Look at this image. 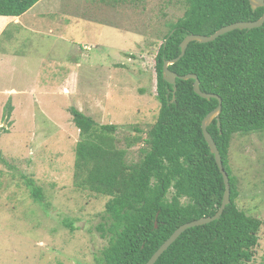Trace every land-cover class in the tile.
Segmentation results:
<instances>
[{
  "label": "rangeland",
  "instance_id": "rangeland-1",
  "mask_svg": "<svg viewBox=\"0 0 264 264\" xmlns=\"http://www.w3.org/2000/svg\"><path fill=\"white\" fill-rule=\"evenodd\" d=\"M185 10L184 0H42L23 17L24 28L12 25L2 36L0 50L29 48L34 62L15 72V83H0V154L12 167L0 163V264H98L109 238L97 226L110 197L75 185L80 132L70 110L119 126L118 147L129 163L139 161L136 139H145L161 107L155 57ZM71 59L79 61L80 83H35L47 70L63 76L54 60ZM229 158L240 209L264 220V132L235 135ZM23 176L42 189L45 204L33 200ZM259 238L247 264H264V226Z\"/></svg>",
  "mask_w": 264,
  "mask_h": 264
},
{
  "label": "trees",
  "instance_id": "trees-1",
  "mask_svg": "<svg viewBox=\"0 0 264 264\" xmlns=\"http://www.w3.org/2000/svg\"><path fill=\"white\" fill-rule=\"evenodd\" d=\"M41 1L0 0V16L21 17ZM184 4L183 17L169 26L155 57L161 107L145 139H136L142 143L139 161L129 163L127 151L118 147L119 126L100 125L77 108L70 110L80 132L75 185L110 197L97 226L109 238L98 264H147L177 229L215 216L223 202L224 178L202 130L204 119L219 101L197 95L193 79L178 78L174 94V86L163 79V68L166 61L180 56L187 36H211L235 23L257 21L264 8L254 11L249 0H184ZM169 69L179 77L196 75L202 92L218 95L223 101L222 112L208 132L230 179L231 203L219 220L184 232L156 264L250 263L264 220L240 209L239 182L229 156L235 135L264 132V25L235 30L207 44L192 42L185 56ZM13 111L9 100L4 108L6 121ZM0 163L11 167L1 154ZM23 179L33 200L45 204L36 182L26 176ZM66 225L74 231L73 222Z\"/></svg>",
  "mask_w": 264,
  "mask_h": 264
},
{
  "label": "water",
  "instance_id": "water-1",
  "mask_svg": "<svg viewBox=\"0 0 264 264\" xmlns=\"http://www.w3.org/2000/svg\"><path fill=\"white\" fill-rule=\"evenodd\" d=\"M250 5L252 7V9L254 11H256L258 8H264V0H249ZM264 25V15L257 21H249V22H239V23H235L226 27L221 28L220 30H218L215 34L211 35V36H204V35H189L187 36L183 42L181 43V54L178 58L174 59V60H170V61H166L164 64V68H163V79L164 81H166L167 83L171 84L172 86H174V94L177 91V79L180 78L183 81H188V80H195L194 83V91L197 95H199L200 97L207 99V100H211V99H217L219 101V106L213 111L211 112L203 121L202 123V130H203V134L205 137L206 142L208 143L211 153L214 154L215 159H216V163L223 175L224 178V182L226 185V190H225V194H224V198H223V202L222 205L218 211V213L213 216V217H204L202 219L187 223L183 226H181L179 229H177L174 234L160 247V249L153 255V257L150 259V261L147 264H156L157 261L160 259V257L171 247V245H173L178 238L184 233L186 232L188 229L194 228V227H198V226H203V225H207L210 224L216 220H219L226 207L231 203V185H230V179L228 176V173L226 172L224 165H223V160L220 154V151L218 150V147L214 141V139L212 138V136L210 135V133L208 132V128L209 126L213 123V121L215 119H217L219 117V115L222 112V104L223 101L222 99L215 94H209V93H205L202 92L200 89V80L196 75H186V76H182L179 77L176 73L172 72L169 67L171 65L176 64L177 62H179L186 54L187 49L189 47V45L192 42H199L201 44H207L210 42H214L216 39H218L220 36H223L229 32L235 31V30H253V29H257V28H261ZM174 100H175V95H174ZM6 125V123H5ZM218 126H221L220 121H218ZM158 227V225L156 224V228Z\"/></svg>",
  "mask_w": 264,
  "mask_h": 264
},
{
  "label": "crops",
  "instance_id": "crops-1",
  "mask_svg": "<svg viewBox=\"0 0 264 264\" xmlns=\"http://www.w3.org/2000/svg\"><path fill=\"white\" fill-rule=\"evenodd\" d=\"M27 13H29V11ZM26 14H24L21 17L0 16V41H1L2 36L8 31V29L12 25H18V30L20 28H24L23 26H21L22 24L26 26L23 20V17ZM34 24H41V20L38 19L37 21L34 22ZM27 49L22 50L21 52L17 51V49H13L10 47L4 48V50H0V75L3 76V80L0 79V83H15L14 74L17 70L19 69L23 71L30 70L29 67L34 62L33 55H32V53H34L33 52L34 50L31 49L32 51H30ZM71 60L73 62L72 64H69L68 62H66L67 64L62 63V62L59 63L58 60H54L55 61L54 65L56 66L55 71L61 72V73L63 72L62 73L63 76L57 77L55 76V74L51 73V70H47L46 72L49 73L50 75L46 74V76L44 75L43 78L40 75V77H38L37 79V82L35 83H69L70 86L72 87L74 86V83H80V75L77 73V67L80 66V64L78 63L79 61L74 62L75 61L74 59H71ZM41 61H43V59ZM43 62L45 63V61ZM43 62H42V65H43ZM59 65H62V66H59ZM17 66H22V67L19 68ZM24 83H27V82H24Z\"/></svg>",
  "mask_w": 264,
  "mask_h": 264
}]
</instances>
